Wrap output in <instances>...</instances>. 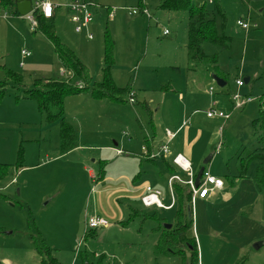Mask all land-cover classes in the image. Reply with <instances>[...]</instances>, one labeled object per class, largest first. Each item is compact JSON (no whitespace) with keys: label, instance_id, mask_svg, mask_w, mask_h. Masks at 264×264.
I'll list each match as a JSON object with an SVG mask.
<instances>
[{"label":"rangeland","instance_id":"rangeland-1","mask_svg":"<svg viewBox=\"0 0 264 264\" xmlns=\"http://www.w3.org/2000/svg\"><path fill=\"white\" fill-rule=\"evenodd\" d=\"M50 1L59 6L70 2ZM160 1L142 0L147 8L140 10L139 0H91L93 24L89 32L93 40L85 36V31H74L70 12L64 6L57 11L54 24L58 37L87 64L93 81L101 79L104 32L108 30L116 44L117 60L124 65L131 64L130 71L120 68L116 74L119 81L115 84L137 91L138 101L143 96V90L138 89L147 88L151 94L148 99H153V118L164 123L162 113L166 114L167 110L155 112L156 103L163 95L162 86L175 84L176 80L181 82V76L192 75L187 70L191 67L185 44L187 10L161 9ZM203 1L192 0L193 3ZM222 1L226 16L223 30L231 38L229 48L222 50L206 43L204 49L207 54H218V64L226 73L227 84L217 85L214 72L205 63H199L192 74L208 77L204 88L212 87L214 99L217 97L221 102L213 108L223 109L231 116L223 128L221 149L213 153L219 140V131H216L214 137L211 136L214 143L207 145L208 139H201V149L197 144L200 153L196 155L201 163L213 153L201 166L222 178L228 194L218 193L209 203L200 200L196 201V206L193 203V234L198 264H263L264 189H259L254 180L260 161L252 159L248 163L246 177L234 175L239 174L240 153L244 148H253L256 142L251 120L257 116L261 103L258 97L264 90V79H259L264 69V0ZM206 3L211 10L214 8ZM133 10L137 13H132ZM5 13L7 17L0 20V82L4 85L3 94L0 93V163L10 167L0 181V264H42L38 243L32 236L51 249L59 264H86L85 257L92 264H189V255L182 257L156 250L154 243L159 227L156 220L143 218L141 214L129 218L128 205H132L143 214H156L166 219L165 224H172L175 205L171 209L145 208L138 200L123 197L124 193H111L113 189L128 185L137 174L140 175L139 185L148 183L167 197L166 180L172 174L169 175L159 162L148 163L134 153L128 154L129 149L119 145L124 153L118 156L111 150H103L110 156L105 167L109 178L104 182L95 178L99 170L100 144L113 146L109 134H115L119 143L131 138L132 129L124 125L135 121L134 110L141 115V123L149 133L146 112L138 103L131 106L128 102L108 99L113 107L109 109L110 106H105L107 100L103 99L92 108L75 96H68V113L65 114L64 103V120L74 128L76 146H80L63 151L60 120L49 122L34 100L24 98L26 89L33 88L36 79H47L55 73L60 75V63L54 59L52 44L43 33L33 31L28 20L14 15L13 7H0V14ZM214 17L221 30L222 19L217 13ZM238 20L249 25L246 32L237 25ZM165 30L169 34H164ZM22 50L29 51L30 56L22 57ZM173 61L176 65H172ZM4 67L19 74L21 82L8 80ZM177 68L181 69L180 73ZM245 76H250L251 81L237 89L236 80H243ZM80 84L83 86L82 82ZM237 90L240 95L252 98L241 109H233L231 105V94ZM193 99L203 106L210 98L200 95ZM166 105L169 107V103ZM204 112L199 111L194 118L198 116L205 123L215 118L205 116ZM186 114L187 118L191 117L189 110ZM140 126L138 121L134 123L139 146L144 137ZM206 148L204 153L202 149ZM19 153L22 159L21 166L17 167ZM192 166L196 173L199 165ZM16 168L21 170L16 173ZM174 169L175 175L187 180L184 171L177 166ZM89 170L94 178L88 176ZM169 201L165 199L163 203L167 205ZM94 212L104 216L109 226L84 231L86 219Z\"/></svg>","mask_w":264,"mask_h":264},{"label":"trees","instance_id":"trees-1","mask_svg":"<svg viewBox=\"0 0 264 264\" xmlns=\"http://www.w3.org/2000/svg\"><path fill=\"white\" fill-rule=\"evenodd\" d=\"M212 5H214V8L211 10V8H208L206 1L193 3L192 0H161L159 8L168 11L187 10L188 23L186 51L188 62L191 64L190 69L195 68L199 63H205L214 72V76L222 79L226 85V73L218 71V54H207L204 49V44L207 43L225 50L229 48V43L231 42V38L227 36L223 30L226 16L220 1L213 0ZM0 7L4 9L7 7H13V14L19 15L16 12L13 0H0ZM138 8L140 10L144 8L142 0H139ZM57 10L59 9H54V14L50 18L44 17L39 10H35L33 16L37 21V26L34 31H40L50 41L61 68L68 71V75L62 76L55 74L47 79H36L33 88L26 89L24 98L34 100L39 111L45 113L49 122L60 120V147L63 151H67L76 147L75 130L64 120V102L68 96L77 95L82 91L84 92V90H89L88 93L94 99H109L125 103L129 102L127 97L129 98L132 90L129 86H117L112 79L111 70L115 63V43L109 31L105 30L104 32V53L101 79L99 81H93L89 74L88 67L56 34L54 18L55 11ZM106 10L109 11V7H107ZM215 13H217L222 19L221 30H218L216 26L214 17ZM4 71L8 80L17 82L18 84L21 82L22 78L19 74L12 72L6 67H4ZM260 78L264 79V69L259 79ZM81 82L83 83V86L80 84ZM3 88L4 85L0 82L1 94H3ZM132 96L134 97L133 93ZM259 101L261 103L259 104L257 116L251 120V127L256 137V142L253 148H244L240 153L238 176H245L248 163L252 159H257L260 161V165L256 168L254 180L259 189H264V90L260 95ZM141 106L147 113L149 121H151L149 105L145 102H141ZM214 149L215 146L213 147V152ZM149 155H146V157L149 158ZM21 159L22 156L19 153L18 161L15 164L17 167L21 166ZM162 160L168 172L173 173L175 169L168 164L165 159ZM9 167V164L0 163V181L8 174ZM15 170L18 172L20 168H16ZM103 173V170H101L99 172L100 175L98 174L97 176L101 177ZM197 173L198 172L195 173V176H197ZM172 192L175 200V212L173 223L170 228H166L165 218L157 217L156 214H143L141 210L137 208H130L129 218L131 219L133 216L141 214L143 218L156 220L159 223L157 229L158 237L154 243L156 250L164 254H172L182 257L189 255V264H198V250L193 234L191 192L188 189V186L184 184L182 185L178 181L172 183ZM31 220L33 221V219ZM32 239L36 244L38 243L37 250L41 257L42 264H59L49 247L38 242V238H35V236H32ZM84 262H86V264H92L86 259V257L84 258Z\"/></svg>","mask_w":264,"mask_h":264},{"label":"crops","instance_id":"crops-1","mask_svg":"<svg viewBox=\"0 0 264 264\" xmlns=\"http://www.w3.org/2000/svg\"><path fill=\"white\" fill-rule=\"evenodd\" d=\"M219 1H220V4L221 3L223 4L222 0H219ZM210 4L212 5V3H210ZM144 8H147V7H145V5H144ZM208 8L210 9V7H208ZM57 11H55V17L57 15ZM92 24H90V26ZM91 40H93V38ZM115 47H116V44L114 45V60H115V63L113 65V67H112L111 75H112L113 81L114 82L115 81L118 82L119 79L116 76L117 72L120 70L121 67L122 68H128V70L130 71L131 70L130 69V65L131 64L129 63L127 65H124L119 60H117L118 54H117V51H116ZM53 54H54V59L57 60V57H56L54 51H53ZM185 55H186V53H185ZM29 56H26V58H28ZM80 60L84 63V61L82 59H80ZM175 63H177V62L173 61L172 65H176ZM178 63H180V62H178ZM84 64L87 66L86 63H84ZM218 66H219V70L218 71H223L224 72V70L220 67L219 64H218ZM174 67H177V66H174ZM177 69H178V71L180 73L181 69L180 68H177ZM187 70H188V72H191L192 76L189 77L188 74H187L185 76V78L181 76V78H182L181 82H178L176 80L175 84H170V86H169V84H167V85L164 84L162 86V90L163 91L161 90V93L163 95H162L160 101L156 103L155 112L159 113L163 109L167 110L166 114L162 113V115H165L164 123H162V122L159 123V120L156 119V121H155L154 118H153L152 106L154 104L151 102V101H153V99H151V100H150V98L148 99V97H151L150 96L151 94L149 95V91L147 90V88L140 87L138 89L140 91L143 90L142 91L143 96H142V100L141 101H138V99H137L139 97L138 92L132 90V93L134 95V97H133L134 98V103L131 104L130 102H128L131 106H133L136 103L140 104V106H141V102H145V103H147L149 105V108H150V111H151V121H148L149 127H150V131H149V133L146 132L145 128L143 127V125L141 123V115L137 114V112L134 110L133 112H134V115H135V121L134 120L133 121L130 120V121L126 122V124L124 125V127H128L130 129H132L131 138L128 137L127 140L126 139H124L123 141L121 140L122 142L120 141V143H119L117 141V139L114 138L116 136L115 134H112L113 136H111V134H109L108 137H109V139L111 141H113V146L109 145L107 143H101L100 144L101 147L99 146L100 148H99V153H98V157H99V160H98V165H99L98 174H99V172L101 170H103L104 173L102 174L101 177L97 176L98 174L95 175V178H99V180H101L103 182H104V180H106V178H109V177L106 176L105 167H107V164H108L107 163V159L110 156H108V153L103 152V150H111L112 152L115 153V149H120L118 147L119 145H123L127 149H129L128 150L129 151L128 154L134 153L135 155L139 156L140 158H142V160H144V161H146L148 163L149 162H159L160 165H162L165 169H166V167L164 166L162 159H165V161L174 168L175 165L172 162V158L175 155H177V154L183 155L190 162L193 171H194V169H193L192 165H194V166L195 165H199V168H197L198 169L197 172L201 168L204 167V166H201L202 162L205 163V162H207V161H209L211 159V157L213 156V153L209 154L204 160L201 161V163L199 162V160H197L196 155L200 153L198 148H197V144H198V147L200 148L199 142L201 141L202 138H207L208 139L207 145H210L211 143H214V139L212 140L211 136L214 137L216 131H219L220 127L224 128V125H226V123H227L226 121L228 119H230V118H228L227 120H223L221 118L215 117L214 119H212L211 122H206V123L201 121V119H199L198 116L194 118V116L196 114H199V111H206L209 107H215V106L218 107L221 102L217 101V99H218L217 97H215V99H214V93H213V95H210L207 92V89L204 88V87L207 86V84L209 82L208 81L209 79H208L207 76L205 77V76H201V75L198 76V75L192 74V73H194L195 68H193V69L191 68L190 69V67H188ZM55 74H57V73H55ZM98 74L100 76V70H99ZM213 77H214V74H213ZM246 77H249V80L247 82V83H249L251 81V77L250 76H245L244 78H246ZM243 81H244V79H243ZM120 87H123V86H120ZM178 89H181V90H178ZM185 89L187 90L186 93H184ZM200 95L208 96L210 98L208 101H206L203 104V106H201L198 103H195L194 99H193V98L197 99V97H199ZM73 96L78 98V100H80L81 103H83L84 105L90 104L92 106V108L97 103H99V104L102 103L101 100H103V99H101V100L94 99L87 92H81V94L79 93V94L73 95ZM69 98L70 97L66 98L65 99L66 101L64 102L65 103V114L68 113V111L66 110V105H67V100ZM127 99H130V96H129V98L127 97ZM106 102H107V103H105L106 107L110 106L109 109L113 108V107H111L112 106L111 105L112 102L109 103L108 100ZM167 103H169V107L166 105ZM212 103H214V104H212ZM198 107H202L203 110H199L200 108H198ZM188 110H189V113L191 115L190 118H187V114L186 113L188 112ZM148 119H149V117H148ZM136 121H138L141 124L140 127L144 130L143 131L144 137H142L143 141H141V144H140L141 146H139V143H140V141L138 140L139 135H138L137 131L134 128V123ZM184 122H187V123L185 124ZM166 131H170V132L174 133L175 134L174 137L171 138L170 140H167L166 133H165ZM222 133H223V130H222ZM77 137L80 138V132H78ZM158 137H159V141L157 142ZM191 137H192V139H191ZM164 143H167V145H168V153L167 154H159V155H156L154 158H151V157L147 158L146 157V155H149V154H156L159 151V148ZM78 146H80V144H77L76 147H78ZM144 146H146V147H144ZM213 146H214V144H213ZM137 148H139L141 151L138 150ZM207 148H208V146H207ZM207 148L206 149H202L204 151V153L207 152ZM204 153H202L203 157H204ZM115 155H117V154L115 153ZM150 160H153V161H150ZM103 162H104V164H103ZM174 172H176V171H174ZM174 172L173 173L169 172V175L170 174H174ZM87 173H88V176H90L91 178H94V173L92 171L89 170ZM138 174H139V172H138ZM167 175H168V173H167ZM213 175L218 177L216 174H213ZM246 176H247L246 174H245V176H242V177H239L238 174L236 176L234 175V177H239V178H244ZM139 179H140V175L135 174L133 176L131 182L128 185L124 186L123 188H118V189H115V190L113 189L111 191V193H114V192L124 193L125 195H123V197H125L126 199L138 200L140 202V204L142 205V203L140 201V196L144 192L143 188H144V186L150 185V184H148V183L143 184L142 183V184L139 185V183H137V181H139ZM167 179H168V177H167ZM15 182H16V180H15ZM180 184L183 185V183H180ZM166 186H167V188L169 190L168 191L169 195L166 197V196H163V193H162L161 196H162L164 201H165V199L169 200L171 198V191H172V190L170 191V189H169L167 180H166ZM224 186H225V183L223 184L221 189L214 190L212 193H210L205 198H196L195 201H194L195 202V206H196V201L197 200L203 201L204 203H209L210 199L213 196L217 195L218 193H220V194L221 193L228 194V191H225ZM103 187H105L104 183H103ZM153 188H156V187H153ZM156 189H158V188H156ZM46 195L47 194H45L43 197H45ZM120 196H121V194H119V197ZM128 206H129V208H131V207L134 208L132 205H128ZM92 216H99V214L94 212V214H92L89 217H92ZM101 217H104V216H101Z\"/></svg>","mask_w":264,"mask_h":264},{"label":"built area","instance_id":"built-area-1","mask_svg":"<svg viewBox=\"0 0 264 264\" xmlns=\"http://www.w3.org/2000/svg\"><path fill=\"white\" fill-rule=\"evenodd\" d=\"M32 1V9L27 14L21 16L24 19L28 20L30 27L32 30H34L37 26V21L35 17L33 16V12L35 10H39L41 14L46 17L50 18L54 14V9H60L62 6H64L69 12H70V21L74 25V31L77 33L85 31V35L88 39H92L93 36L89 32V26L93 22V15L90 11V7L94 6L93 3H91V0H70V2L59 6L52 3L50 0H31ZM208 3H212L213 0H205ZM144 13L148 14L147 11L144 9ZM132 13H137V11L133 10ZM112 13H109V16H111ZM7 15L0 14V20L6 18ZM237 25L240 26L245 31L249 29V25L241 20L237 21ZM164 34H168V31L165 30ZM21 55L23 57L29 56L30 52L26 50L21 51ZM60 75L66 76L68 75V71H66L64 68L60 69ZM237 89L242 87L245 82L242 79H237L235 82ZM212 87H209L207 92L210 95H213ZM260 99V96L258 97V100ZM252 98L248 95H240L239 91L233 92L231 94V105L233 109H241L243 108L248 102H250ZM129 102L131 104L134 103V98L132 96V93L130 95ZM214 104V103H212ZM205 115L207 117H218L223 120H227L230 117V113H226L225 111L221 109H215L213 107H209L205 111ZM186 124V122H184ZM183 123V124H184ZM223 128H219V140L217 144L215 145V149L213 153H216L221 149L222 143H223V135H222ZM166 137L167 140H170L174 137V133L170 131H166ZM115 153L117 155L123 154L124 151L121 149H115ZM168 153V145L167 143H164L160 148L159 151L156 154H150L149 157L154 158L158 154H167ZM172 162L175 166L180 168L182 171H184L187 175V180H182L179 176L172 174L167 179V183L169 186L170 191L172 190V183L174 181H178L180 183L185 184L188 186V189L191 192V203L193 205L196 198H205L210 193H212L214 190L221 189L224 182L221 178L214 176L211 174L208 168L204 167L202 170L201 175L198 178V183L195 185V173L192 171V167L190 162L181 154H177L172 158ZM13 182H15V179H13ZM144 192L140 196V201L142 205L145 208H149L152 206H156L158 208H165V209H171L174 206V196L171 191V198L167 205L163 203V199L161 197L162 193L159 189L153 188L150 185L144 186ZM192 216H193V209H192ZM109 222L106 218L101 216H92L88 217L85 222L84 231H87L88 229H97L100 227H108Z\"/></svg>","mask_w":264,"mask_h":264},{"label":"water","instance_id":"water-1","mask_svg":"<svg viewBox=\"0 0 264 264\" xmlns=\"http://www.w3.org/2000/svg\"><path fill=\"white\" fill-rule=\"evenodd\" d=\"M13 2L15 5L16 12L20 16L27 14L32 9V1L31 0H13ZM213 78H214V81L217 83V85H219L221 87H223L225 85V82L222 79H220L219 77L214 76ZM248 80H249V77L244 78L245 83H247ZM202 170H203V168H201L197 173V176L195 179V185H197V183H198V178L201 175ZM165 226H166V228H170L171 224H165Z\"/></svg>","mask_w":264,"mask_h":264}]
</instances>
